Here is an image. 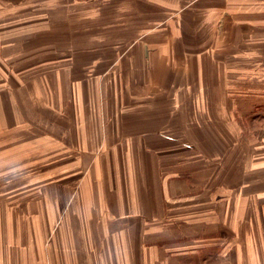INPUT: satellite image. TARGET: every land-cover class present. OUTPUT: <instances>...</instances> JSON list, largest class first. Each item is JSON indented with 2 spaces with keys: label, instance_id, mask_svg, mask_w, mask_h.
Returning <instances> with one entry per match:
<instances>
[{
  "label": "crops",
  "instance_id": "obj_1",
  "mask_svg": "<svg viewBox=\"0 0 264 264\" xmlns=\"http://www.w3.org/2000/svg\"><path fill=\"white\" fill-rule=\"evenodd\" d=\"M171 21L162 45L137 35ZM201 38L226 39L206 67ZM230 38L258 48L243 87L264 88V0H0V264H264V125L232 109ZM34 192L64 214L54 236L9 235Z\"/></svg>",
  "mask_w": 264,
  "mask_h": 264
},
{
  "label": "rangeland",
  "instance_id": "obj_2",
  "mask_svg": "<svg viewBox=\"0 0 264 264\" xmlns=\"http://www.w3.org/2000/svg\"><path fill=\"white\" fill-rule=\"evenodd\" d=\"M214 24L215 23H210L206 25L205 31L206 33L211 32L213 33L214 30ZM179 25L180 23L175 22V21H171V22H162V23H155V22H147V23H136L135 27H136V32L137 35L139 33L142 32H146V31H153L158 33V36L155 37H151L150 34H147L145 37H143L142 41L146 42L147 47H152V46H159L162 45L164 43L167 42V40L169 39L168 37H166L165 34H160L161 32L167 31V30H176L177 28L179 29ZM134 26V24L132 23H119V29L120 31H127L128 27ZM157 35V34H156ZM161 35V36H160ZM112 36V35H111ZM105 36L104 37V46L105 48L109 47L110 45H116L118 43L119 45V49L124 50L125 48L128 47V44L130 41H132L134 38H130V37H123V38H115L114 36ZM170 40H172V38H170ZM178 40H185V43L188 42V47L193 45V40L192 39H178ZM218 41L219 45L222 44L223 41H226V39L223 38H201L199 39V43H200V57H201V62H204L205 65L204 67H206V63H208L207 61V57H205L204 54H207L209 52L210 49H213V42L214 41ZM229 40V45L230 48H242L244 51L243 53H232L230 54L231 56V60H232V81H235L236 84H232L229 94L231 96V102H232V109L233 110H241V112L247 113L248 114V127H253L252 129H255L256 127L259 126H263L264 125V118L260 117L259 114L260 113H256V107L257 104H259V106H263L264 105V97L261 96L260 94H264V88L261 87H247L249 90H246L245 87H243L245 85V79H247L248 77H251V74L254 75V73L256 74L257 70H255L257 64L259 62H261L260 58H257L256 56V52L255 50H257L258 48H254V47H249L245 45V41L242 40L240 41V43L238 45L237 42L238 39H228ZM118 55L119 54H104V69L106 70L107 68H110L111 64L116 65L118 63ZM81 57V55H76V58ZM116 60V62H115ZM263 63H264V56H263ZM216 64L219 63L217 60L215 61ZM245 62H248L247 67L243 68V65L245 64ZM257 67H260L259 65ZM263 71H264V64H263ZM76 69H78L76 67ZM90 70V67L89 69ZM225 71H227L225 69ZM223 72V70H222ZM260 72V70L258 71V73ZM116 73L118 74V71L116 70ZM108 75H111V72H109ZM239 80L242 82L239 83ZM91 88L92 87H87V93H91ZM258 99V100H257ZM261 108V107H260ZM259 108V110H260ZM240 112V111H239ZM239 120V119H238ZM25 142H31L32 139L31 138H25L24 139ZM36 144V142H35ZM38 165L35 166H29L26 167L24 165V171L23 173L25 175H31L32 172L34 173H39L41 172V170L39 169ZM32 184L34 185L36 188L38 186V184H44L43 182L40 183H32L30 181V178H25L24 182L20 181L17 183V185H23L24 184V188H26L25 184ZM72 193L73 196L70 198L71 201H75V199L77 200L78 198V193H79V183H76L75 181L72 182ZM31 193L30 191L25 189V192ZM42 193V191L40 192V194ZM77 194V195H76ZM33 196H27L25 194L26 197H24L22 199V201L19 202V208H21V210L23 211V213H17L20 215H16L13 214V218L15 219V223H9V222H4L6 225L9 223L13 226H15L14 229H8V233L9 235H17L18 233H20V231H22L23 237L24 238H33V237H42L43 239L46 238H50L53 237L55 234V231L57 229V227L60 224V221H62L63 218V213H57L49 215L47 214V205H46V197H44L45 199L40 198V205L37 208L32 209L29 206H26L27 203L35 201L36 197L35 196V192L34 194H32ZM15 200L13 198H9L7 199V204L6 207H14L16 206V204L14 203ZM70 201V202H71ZM69 204V201H68ZM0 206H1V202H0ZM18 207V206H17ZM30 209V210H28ZM39 209V210H38ZM10 217V214H3L0 213V220L1 221H8ZM18 217V220L15 218ZM12 218V217H10ZM23 221V229L18 231L16 230V226L20 227L21 226V222ZM43 226V228L39 227Z\"/></svg>",
  "mask_w": 264,
  "mask_h": 264
}]
</instances>
